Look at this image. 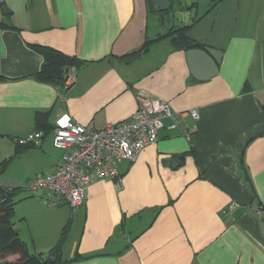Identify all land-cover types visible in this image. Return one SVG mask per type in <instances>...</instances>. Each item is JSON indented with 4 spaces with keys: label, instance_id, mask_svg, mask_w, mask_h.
I'll use <instances>...</instances> for the list:
<instances>
[{
    "label": "crops",
    "instance_id": "crops-1",
    "mask_svg": "<svg viewBox=\"0 0 264 264\" xmlns=\"http://www.w3.org/2000/svg\"><path fill=\"white\" fill-rule=\"evenodd\" d=\"M214 1L197 11L193 25L211 17V37L224 45L188 34L219 68L201 81L186 50L167 38L134 61L123 59L164 35L147 0H0V74L7 79L0 83V164L17 139L37 131L40 112L49 113L53 127L68 114L101 130L129 120L144 95L174 113L199 116L187 114L184 135L165 120L159 141L136 162L117 163L121 185L95 179L76 210L58 197L29 191L20 198L15 227L32 254L60 247L59 264H264V0ZM32 45L83 62L76 82L69 88L40 82L44 58ZM42 132L41 146L18 158L29 180L13 179L17 187L62 161L54 129Z\"/></svg>",
    "mask_w": 264,
    "mask_h": 264
},
{
    "label": "built area",
    "instance_id": "built-area-1",
    "mask_svg": "<svg viewBox=\"0 0 264 264\" xmlns=\"http://www.w3.org/2000/svg\"><path fill=\"white\" fill-rule=\"evenodd\" d=\"M77 68L67 72L64 88L76 82ZM198 119V112L174 113L169 104L160 99L138 96V109L127 121L109 124L96 130L75 123L68 114L55 122V148L64 152L62 161L54 172L37 176L25 186L35 196L45 200L58 197L66 201L73 210L79 208L85 198L86 187L95 179H108L116 186L122 183V175L117 169L119 161L134 163L141 152L159 141L164 121L169 120V128L180 134L186 132V116ZM44 133L36 131L25 139H17L19 146H41ZM264 216L262 210L259 211Z\"/></svg>",
    "mask_w": 264,
    "mask_h": 264
},
{
    "label": "trees",
    "instance_id": "trees-1",
    "mask_svg": "<svg viewBox=\"0 0 264 264\" xmlns=\"http://www.w3.org/2000/svg\"><path fill=\"white\" fill-rule=\"evenodd\" d=\"M164 1L167 6L161 7L158 5V0H147V4L151 12L158 14L163 13L164 15L170 14L171 19H173V13L175 12V0H160ZM221 2L222 0H218ZM217 3V0L214 3ZM197 7V5H193ZM2 27H7L13 29L12 26L3 25ZM170 39L171 43L176 49L179 50H189V49H206V45L195 41L188 35V29L180 25H172L168 32L161 35L160 38L154 41H147L139 50L128 54L123 57L126 61H134L139 58L143 53H146L153 43L158 42L161 39ZM32 48L38 52L44 58V63L41 70L36 74L37 79L46 84H51L59 87H64L67 78V72L72 67H76L77 71L82 66V63L76 57H71L58 51L54 48L47 46L32 45ZM208 51V50H207ZM7 79L0 74V83L6 81ZM250 90L248 85L245 86L244 92ZM49 113L40 112L36 115V129L37 131H44L50 133L53 127L49 123ZM36 148L31 145L19 146L14 150L13 156L10 158L20 157L27 151ZM10 160H4L0 166V179L4 174V168L9 163ZM241 169L247 181H250L247 167L240 162ZM26 187L19 188H9L5 189L0 186V264H59L60 263V247L55 248L51 251L48 258H44L42 254H32L26 242H24L18 230L15 227V207L16 202L14 201L16 195L20 192L26 191ZM260 210L264 212V204L260 205ZM14 258V260H11Z\"/></svg>",
    "mask_w": 264,
    "mask_h": 264
},
{
    "label": "rangeland",
    "instance_id": "rangeland-1",
    "mask_svg": "<svg viewBox=\"0 0 264 264\" xmlns=\"http://www.w3.org/2000/svg\"><path fill=\"white\" fill-rule=\"evenodd\" d=\"M158 1H160V0H158ZM212 1L213 0H197V11H199V15H202L203 13L208 11V9L211 6ZM181 10L182 9H181L180 0H175V11L178 12V11H181ZM156 18H157V20H160L161 23H162V15L161 14L157 15ZM212 22H213V19L211 17H209V18L205 19L200 25H197V26L193 25L192 27L188 28V34L189 35H195V36H202L204 41H208L209 45H213V43H216L214 45H218V46L224 45L225 42L223 40L216 41V40L212 39V37H211L212 34L210 33V27L212 25ZM173 24L185 26V23L182 24V23L178 22L176 19H174V17H173L172 21L164 22L163 27L159 29V32L162 33L164 31L168 30ZM186 25H190V23H187ZM223 33H221V34H223ZM13 154H14V152H13ZM13 154L10 157L7 158L10 161L6 165V167L4 168L5 172H4V174L2 175V177L0 179V186L5 188V189L16 188L17 187L16 185L13 184V179H17V178H20L21 180L24 179V174H22V165L20 164L19 159H18L19 157H15V158L10 159L13 156ZM1 168H2V166H0V169ZM28 180L29 179L27 177V178H25L23 180L22 183L25 184ZM24 184L21 185V186H24ZM21 186H19V187H21ZM19 187H17V188H19ZM28 192L29 191H27V190L24 191V192H20V193H18L16 195V197L14 199V201L17 203L16 207H15V212H16V216H15V219H14L15 222H17L19 220V218H20V214H19L20 211L17 212L18 206L20 205V198H22L25 195H28L29 194ZM77 231H79V230L77 229ZM44 234H45L44 232H39V231L36 232L37 236H39V235L43 236ZM77 234H78V232L73 230V233L71 234V236H77ZM23 237L26 238L24 233H23ZM59 237L61 238V235ZM69 242H70V238L65 243V246H64L65 253L68 250ZM43 243H46V241L42 240L41 244H43ZM46 244H49V243H46ZM33 249L34 248L31 245V247H30V252L31 253H34ZM43 254H44L43 256H44L45 259L48 258L49 252H44ZM12 260H14V258H12L9 261H12Z\"/></svg>",
    "mask_w": 264,
    "mask_h": 264
},
{
    "label": "water",
    "instance_id": "water-1",
    "mask_svg": "<svg viewBox=\"0 0 264 264\" xmlns=\"http://www.w3.org/2000/svg\"><path fill=\"white\" fill-rule=\"evenodd\" d=\"M181 3V11L174 12L173 17L178 22L184 24V28H190L194 24V20L197 16V7L193 5H197V0H180ZM162 15V23L171 21V15L167 14ZM190 23V25H186ZM168 30L162 32V34H166ZM186 58L189 62L191 72L193 75L201 81H207L212 79L213 77L219 74V68L212 58V56L205 49H189L186 51Z\"/></svg>",
    "mask_w": 264,
    "mask_h": 264
}]
</instances>
